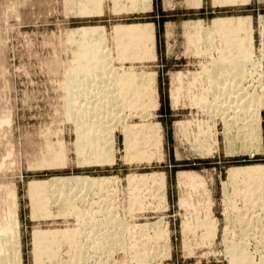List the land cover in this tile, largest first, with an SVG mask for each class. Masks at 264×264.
Listing matches in <instances>:
<instances>
[{
  "label": "rangeland",
  "instance_id": "obj_1",
  "mask_svg": "<svg viewBox=\"0 0 264 264\" xmlns=\"http://www.w3.org/2000/svg\"><path fill=\"white\" fill-rule=\"evenodd\" d=\"M89 1L0 0V249L3 250V237L15 240L16 235L22 264H35L36 233L66 232V238L73 242L61 240L62 243L58 235L57 242L43 246L44 252L48 249L52 256L43 255L40 264H232L226 243L245 241L255 264H264V217L223 218L225 212L260 214L264 204L240 200L227 205L212 203L211 190L205 188L210 174L203 172L201 178L199 170L210 169L216 160L198 157L204 152L200 151L196 137L197 124L204 123L207 112L211 111H207L210 109L207 103L213 102L209 95L212 83L209 75L212 64L221 56L223 61V56L250 52L254 66L246 68L245 88L249 86V94L259 101L260 109L264 106V0H140L147 4L136 9L131 0H123L118 8L113 0H102L99 9L93 8ZM222 20L241 23L234 27L239 31L233 29L230 35L238 38L237 41L232 39L228 48L225 34L212 29ZM127 26L141 27L142 33L150 38L144 51H140L139 61L133 62L128 55L118 61L114 31L116 27ZM84 28L97 29L93 35L100 39L97 49L102 48L110 56L106 57L109 59L106 68L120 75L134 72L142 76L139 79L145 87L141 90L143 101L133 105L129 96V100L125 97L118 100L122 94L119 91L115 94L117 90L109 88V78L108 83L106 80L103 83V79L89 75L82 78V86L73 89L74 104L68 103L64 80L78 64L76 52L82 42L78 31ZM134 32L130 30L128 34ZM240 49L246 52L241 54ZM233 78L227 77V83ZM99 80L105 85L101 86ZM219 87L221 91L222 86ZM108 92L110 97L105 96ZM92 102L97 103L94 110ZM123 103L125 106H121ZM69 105L78 109L72 110H76V115L83 110L80 116L87 106L90 107L86 112L95 111L90 116L119 115L120 119H106L105 123L98 120L100 117H89L91 123L99 121L95 126L103 124L102 128L97 126L102 133L108 132L101 134L104 135L101 139L113 147L105 152L109 156L104 158V151L101 156L114 162L108 158L109 162L91 163V152H86L87 159L79 157L80 131L67 115L71 111ZM107 105H111V110ZM108 121L113 127L111 136ZM248 123L232 126L229 132L237 136L244 134L238 128ZM225 125L216 117L213 127L221 131L218 148L223 144L226 127L233 124ZM134 126L144 128L141 140L136 138L134 145L144 148L141 153L147 158L129 152L123 128ZM57 151L64 163L55 159L58 164L51 162ZM251 162L253 159L248 157L244 161L218 163V170H224L220 165ZM165 172L173 174L169 186L163 182ZM222 174L220 177H224ZM70 177L93 178L98 184L64 186L66 189L59 186ZM58 179L57 192L54 190L58 197L53 194L58 200L48 206L46 213L36 214L30 184L49 185ZM243 192L245 199L248 198L249 193ZM66 193L69 199L65 202L60 197L67 196ZM242 209L251 210L244 214L234 212ZM110 216L122 224L110 223L107 220ZM80 241L83 246L88 244L86 249L83 247L88 255L74 252ZM139 244L151 246L152 256L144 263L135 256L134 248ZM4 255L7 254L0 252L2 258Z\"/></svg>",
  "mask_w": 264,
  "mask_h": 264
},
{
  "label": "bare ground",
  "instance_id": "obj_2",
  "mask_svg": "<svg viewBox=\"0 0 264 264\" xmlns=\"http://www.w3.org/2000/svg\"><path fill=\"white\" fill-rule=\"evenodd\" d=\"M89 1V0H88ZM126 1V0H125ZM132 2L130 3H133L134 4V7L135 9L137 7H139V5L141 4L142 5H146L147 1H141L139 2L140 0H131ZM90 5L93 7V8H100V6L102 5V0H90ZM113 5L114 7L118 8V6L124 2L123 0H113ZM226 2V1H225ZM87 7V6H86ZM85 7V8H86ZM95 8V9H96ZM98 8V9H99ZM114 8V9H116ZM86 10V9H85ZM87 12V11H86ZM91 13V12H90ZM235 24H238V25H235ZM241 25V23H236L234 20H222L216 24H214L213 28L214 30H216L217 32H220V33H223L225 34L224 36V39L226 38V43H227V48H228V45L231 44V41H232V37L230 36L231 34H233V29L234 30H238L237 28H234L236 26H239ZM141 27H138V26H127V28L125 27H116L115 28V39L118 40L117 42H114V43H117V47L116 48V52L118 53V61L122 60L124 58V56L128 55V57H132L133 59V62L134 61H139L141 58L139 57V54L141 52L144 51V49L146 48V40L150 39L146 37V35L144 33H142V31L140 30ZM97 30V29H96ZM96 30H93V29H88V28H84V29H81L80 31H78V35L80 34V37L82 38V42H81V46L80 43H79V49L78 51L76 52L77 54V58H78V61H75L77 62V66L75 67V69L70 73H68L66 79L64 80L65 82V88L67 90V95L69 96V98H67L70 102L68 103H73V100H72V96H73V89L76 88V87H80V83L82 82V78L83 77H88L89 75H92L94 76L95 75V79L98 80L102 79L104 80L103 83H105L107 81L108 83V78L110 79L109 82L110 84L108 83V86L109 88L113 91L115 89V94L119 91L122 95L119 97L118 100H121L122 98H128L131 99L129 102L133 103V105H136L140 100L143 101L142 99V95H141V90L145 87H143V83L142 82V79H139V77H142L141 75H136L134 72L131 73V72H128V74H123V75H120L116 72H112L110 70V68H106L109 64V59L106 58L108 57L109 55H107L108 53L106 51H104L102 48L101 49H97V45L100 43V39L98 37L93 36L94 35V32H96ZM130 30H134L135 32L132 33V34H128V32ZM143 30V29H142ZM238 33V32H237ZM235 33V34H237ZM201 34V33H200ZM216 35V34H215ZM89 36V37H88ZM149 36V35H148ZM88 37V38H87ZM96 37V38H95ZM238 38H235L233 39L235 42L237 41ZM102 40V38H101ZM145 45V46H144ZM226 45V44H224ZM236 45V44H235ZM104 46V45H103ZM115 46V44H114ZM116 47V46H115ZM100 48V47H99ZM144 48V49H143ZM240 48V47H239ZM243 48V47H241ZM97 49V51H96ZM238 49V48H237ZM143 50V51H142ZM226 50V49H225ZM235 50V49H234ZM241 50V49H240ZM141 51V52H140ZM227 51V50H226ZM239 52V51H238ZM241 54H243L244 50L242 49L241 51ZM246 52V51H245ZM244 52V53H245ZM225 53V51H224ZM224 53H222L224 55ZM229 53V52H228ZM247 53L246 52V55H238V56H235V57H230V56H223V61H222V56L219 58V61L216 62V64H212L213 65V69L210 71V77L212 78L211 80V85L209 89H211L209 91V94L208 92H206L207 94L211 95L212 97V100L213 102H210L208 105V108H210L209 110L207 111H210L212 113H214V116L215 117H220L222 120H223V123H225L226 125H231V127L228 126L227 128V133L229 131H232L231 129L234 128L232 126H235V125H240V124H247V122H250V124L248 123L247 126H244V127H240L238 128L239 131H244L245 133L243 134V139L246 140V141H252L253 138L255 139L256 138V130L257 128L255 129V125H253L254 121L256 119L259 118V115H260V108H259V101H257V99L254 97V95H252V93L249 94V90H248V87L247 86V89L245 88V83L247 81V77L246 76V68L248 66H251L253 67L254 64H252V60L250 59V57H252L249 53V56H247ZM252 53V52H251ZM147 54V53H145ZM221 54V55H222ZM144 55V54H143ZM226 55V54H225ZM110 57V56H109ZM127 57V58H128ZM144 57V56H142ZM227 57V58H226ZM251 60V61H250ZM123 62V61H122ZM76 64V63H74ZM73 68V67H72ZM89 70V71H88ZM86 71V72H85ZM88 71V72H87ZM90 73V74H89ZM246 74V75H245ZM219 75L223 76L222 78L219 77ZM229 76H232L233 79H231V82L227 83V80L226 78L229 77ZM107 77V78H106ZM151 77V76H150ZM209 77V78H210ZM93 78V77H92ZM210 78V79H211ZM217 78V79H215ZM94 79V80H95ZM145 79V78H144ZM225 79V80H223ZM235 79V81L233 82V80ZM90 80H91V77H90ZM106 80V81H105ZM246 80V81H245ZM84 81H87V78L84 80ZM96 81V80H95ZM99 80V83L101 82ZM102 83V84H103ZM89 84V83H88ZM87 84V85H88ZM98 84V83H97ZM101 84V83H100ZM105 85V84H103ZM83 85V84H82ZM81 85V86H82ZM96 86V82L93 84ZM220 86H222V90H220ZM107 86V85H106ZM105 86V87H106ZM223 86H226V87H223ZM84 87V86H83ZM89 87V85H88ZM98 87V86H97ZM82 88V87H81ZM85 88V87H84ZM91 88V87H90ZM89 88V89H90ZM108 88V87H107ZM147 88V87H146ZM105 89V88H103ZM219 89V90H218ZM65 90V91H66ZM79 90V89H78ZM109 90V89H108ZM224 90V92H222ZM83 91V90H82ZM86 91V89H85ZM218 91V92H216ZM111 92V91H110ZM110 92H108L105 96H109L110 97ZM81 93V92H79ZM84 93V91H83ZM82 93V94H83ZM218 93L220 94V96H218ZM113 93V95H115ZM142 94H144L142 92ZM151 94L150 92L148 93V95ZM153 94V93H152ZM112 95V93H111ZM147 95V96H148ZM123 96V97H122ZM127 96V97H126ZM131 98H129V97ZM151 96V95H150ZM153 96V95H152ZM88 97V95L86 96V98ZM98 97V95H97ZM113 97V96H112ZM100 98V97H99ZM99 98L97 100H99ZM151 98V97H150ZM89 99V98H88ZM105 99V98H104ZM104 99H103V102H104ZM124 100L123 101H127V100ZM262 99V98H261ZM90 100V99H89ZM88 100V101H89ZM93 100V99H92ZM97 100L94 99V101L97 102ZM110 100V99H109ZM153 101V99H151ZM196 100V99H195ZM199 100V99H198ZM197 100V101H198ZM112 101V100H111ZM123 101H119V102H123ZM141 101V102H142ZM204 101V100H203ZM96 102H92L93 105H92V109L94 110L96 107L93 108L94 104H97ZM102 102V104H103ZM117 106L118 107V101H115ZM156 102V101H155ZM89 103H91L89 101ZM88 103V105H89ZM130 103V104H131ZM140 103V102H139ZM154 103V102H153ZM203 103V102H202ZM201 103V104H202ZM74 104V103H73ZM99 104V102H98ZM101 104V105H102ZM116 104H112V105H116ZM125 103H123L121 106H125L124 105ZM91 105V104H90ZM100 105V106H101ZM128 105V102L127 104ZM211 105V106H210ZM81 106V105H80ZM96 106V105H95ZM99 106V105H98ZM103 106V105H102ZM110 106V110H111V105H107V107ZM210 106V107H209ZM71 109L69 108L68 110L71 112H69V119L71 118L72 120H74L77 124H78V129L77 131H80L78 132V141L79 143L78 146H77V154L79 155L80 158H83V156H85L86 154H91L92 157L89 158L92 159L91 160V163H103V162H106L108 160L109 157H107V160H104L103 157L104 156H109V154L107 153V155H105L108 150H110L113 145L112 144H107V141L104 139V141L101 139L104 135H101V134H105L106 130H104L105 132L102 133L101 132V128L103 124H98L97 126L101 128L99 129L97 126L94 125L97 124L100 119H102V123H105L106 119L107 120H110V121H114V120H118L120 119L119 115L113 117L114 115H108L106 114L107 116L104 117V116H90V113H92L93 110H91V112H86L88 107L90 106H87V109L85 110V112H83V114L80 116V114L82 113L83 110H80L81 108H79L80 110V114L76 115L77 113L74 114V112L76 110H78L77 108L73 107V106H70ZM104 107V106H103ZM114 108V109H117V108ZM73 108H75L76 110L74 112H72V110H74ZM83 109V108H82ZM90 109V108H89ZM104 109V108H103ZM106 109V107H105ZM104 109V110H105ZM113 110V109H112ZM109 110H107L108 112ZM78 112V111H77ZM94 114H95V111H93ZM112 112V111H111ZM109 111L110 114H113ZM117 112V111H116ZM68 113V112H66ZM89 113V114H88ZM102 115L106 113H102L100 112ZM115 113V112H114ZM216 113L218 116H216ZM100 114V115H101ZM121 116V115H120ZM89 117H100L98 120V122H90L89 120ZM112 117V118H111ZM111 118V119H110ZM85 119V122H83ZM259 120V119H258ZM97 121V120H95ZM106 125V124H104ZM107 125H110L109 124V121H108V124ZM225 125V126H226ZM253 126V127H252ZM107 126H105L104 128H106ZM109 128V135L112 134L111 132L113 131V127L111 129V125L108 126ZM252 127V128H251ZM98 128V129H97ZM216 128V127H215ZM124 129V133H125V139H126V144L128 145L129 147V152H133V154L135 155H142V147H139V146H136L135 148V143H134V140H137L136 138H140L141 140V136H143V130L144 128H135V126L133 128L131 127H127V128H123ZM208 129V128H207ZM112 130V131H110ZM203 128L200 127V134L203 132ZM207 131V130H206ZM205 131V132H206ZM234 131V130H233ZM108 132H106L107 134ZM157 133V132H156ZM218 131H215V142L218 143V140H217V137H218ZM204 134V132H203ZM225 134V133H224ZM232 134V133H231ZM228 135V134H227ZM111 136V135H110ZM109 136V137H110ZM240 135H238V138H239ZM109 137L107 139H109ZM236 137V136H235ZM106 138V137H104ZM151 138H153L151 136ZM234 138V137H233ZM198 139L199 137L197 136V143H198ZM102 140V141H100ZM228 140V139H227ZM256 140V139H255ZM254 140V141H255ZM139 141V140H138ZM151 141V140H150ZM240 141V140H239ZM214 142V143H215ZM229 142V141H228ZM253 142V141H252ZM135 144V145H134ZM231 144V142L229 143ZM228 144V145H229ZM234 144V143H233ZM111 145V146H110ZM62 146V145H61ZM226 147V146H225ZM146 149V148H145ZM228 149V148H227ZM51 151V150H50ZM61 151V150H59ZM59 151H57L56 153L54 152V155H53V161L51 160V162L53 164H58V162H56L55 160H58V161H61L62 163H64L62 160H63V157L61 156V154L59 153ZM104 151V152H103ZM229 151V150H228ZM53 152V151H51ZM50 152V153H51ZM88 152V153H86ZM102 152L104 154H102ZM62 153V152H61ZM88 154V155H89ZM101 154L103 155V157L101 156ZM131 154V153H130ZM63 155V154H62ZM144 155H146L144 153ZM144 155H142L141 157H143ZM128 157V156H127ZM148 156L146 155L144 158H147ZM62 158V160L60 159ZM86 158V156H85ZM106 158V157H104ZM55 159V160H54ZM84 159V158H83ZM87 159V158H86ZM85 159V160H86ZM109 159H112V158H109ZM148 160V159H147ZM60 162V163H61ZM109 162V160L107 161ZM111 162H114V160L112 159ZM59 163V165H60ZM61 163V164H62ZM85 163V162H84ZM52 164V165H53ZM252 170V169H251ZM261 170V169H260ZM253 172L251 173V176H249V180H253V178L255 179V177L257 178L258 177V169L257 168H254L252 170ZM263 172V171H262ZM241 173H239L238 171H234L231 173V179L234 180L235 182L240 180V182H242L243 178L242 176L243 175H240ZM260 176V175H259ZM229 178V177H228ZM259 178V177H258ZM257 178V179H258ZM247 179V178H246ZM261 181V180H259ZM263 181V180H262ZM264 182V181H263ZM262 182V183H263ZM58 183H59V179L58 180H55L53 181V183L51 184H47L46 182H33L30 184L29 186V192H31V198L33 199V207L35 209V212L36 214L38 212L41 213V211L43 213H46L48 208L50 207L49 205H51L52 202L55 203L56 200H58L57 198H54L55 196V187L57 188L58 187ZM62 184H59V186H65V187H69L70 185L73 186V187H79V186H83L86 184V185H91V186H95L98 184V181L93 179V178H88V177H85V178H71L70 179H65L62 181ZM55 185V186H54ZM57 185V186H56ZM247 185V184H246ZM62 187V188H63ZM64 187V188H65ZM246 189L248 188L247 186H245ZM60 188V187H59ZM253 188V187H252ZM264 188V187H263ZM61 189V188H60ZM66 189V188H65ZM83 189V188H82ZM245 189V190H246ZM55 190V191H54ZM78 190V189H77ZM244 188H238L236 189L237 193L238 192H241V194L245 191ZM249 191V190H248ZM257 191V190H256ZM57 192V191H56ZM250 193V192H249ZM252 193V191H251ZM54 194V196H53ZM67 194V193H66ZM69 194V193H68ZM68 194L67 196L65 197H60V199H62L63 201L66 202V200H68ZM239 194V193H238ZM237 194V196H238ZM57 196V195H56ZM55 196V197H56ZM58 197V196H57ZM64 198V199H63ZM245 199V198H244ZM248 199V198H246ZM138 200V199H137ZM245 201V200H243ZM58 203V202H57ZM132 203H133V200H132ZM137 203V202H134V204ZM249 203V202H248ZM53 204V203H52ZM136 205V204H135ZM49 206V207H48ZM255 206V205H254ZM73 207V206H71ZM70 207V208H71ZM255 208V207H254ZM257 208V207H256ZM241 211V210H240ZM49 213V212H48ZM76 213V212H75ZM77 215H79L81 218H82V215L80 213H76ZM244 214V213H243ZM241 216V215H240ZM78 217V218H80ZM239 217V216H238ZM109 218V217H108ZM107 220L110 222V223H113L115 224L116 226L117 225H121L119 223L118 220H115L113 219L111 216L110 218ZM209 218V217H208ZM241 218V217H240ZM207 219V218H206ZM239 219V218H238ZM236 220V219H235ZM107 222V221H106ZM204 222H207L204 220ZM118 223V224H117ZM201 224V223H200ZM203 225V224H202ZM243 225V224H242ZM241 226V225H240ZM80 228V227H79ZM86 230V229H85ZM118 230V229H117ZM210 230V229H209ZM80 231V230H78ZM131 231V230H130ZM213 231V230H212ZM244 231V230H243ZM83 232V231H82ZM87 232V231H86ZM116 232V231H115ZM127 232V228L124 227L123 228V231L122 233H126ZM144 232V231H143ZM214 232V231H213ZM71 233V232H70ZM132 233V232H131ZM209 233V232H208ZM88 234V233H86ZM115 234V233H114ZM211 234V233H210ZM209 234V235H210ZM59 235V237H62L60 239V241L62 240H66L65 242L67 243V240L69 241V239L66 238L67 236V233L66 232H54V233H50L48 234L47 232L45 231H41V232H37L36 235H35V253H36V263L35 264H40L41 262V259L42 257L44 256H48V255H51L52 256V253L46 249V251L44 252L45 249H43V246H47V244H51L52 242H57V240H59V237H57ZM61 235V236H60ZM82 235V234H81ZM85 235V234H83ZM86 236V235H85ZM124 236V235H123ZM227 236V235H226ZM229 236V235H228ZM65 237V238H64ZM84 237V236H83ZM15 240L12 238L9 240V237L6 238V237H3V241L1 242L3 247L1 250L0 249V252L2 253H6L7 255L5 256V258H2L3 256H0V263L2 264H22V258H21V254L19 253V250H18V238L16 235H14ZM85 238V237H84ZM227 238L226 237V241H227ZM1 239V240H2ZM86 239V238H85ZM245 240V239H244ZM14 243H13V242ZM61 241V242H62ZM87 241V240H86ZM105 241V240H104ZM116 241V240H115ZM6 242H11L13 244H9L7 245ZM73 242L72 240L69 241V243ZM77 242V241H76ZM136 242H139V241H136ZM245 241H239V243H237L236 241H228L226 243V249H227V254L229 255L230 257V261L232 264H255V261H254V256L252 254V252L249 251V248L246 246L247 243H244ZM5 243L7 246H5ZM18 243V244H17ZM63 243V242H62ZM64 243V244H66ZM68 243V244H69ZM96 243V242H95ZM241 243H244V244H241ZM15 244V245H14ZM17 244V245H16ZM67 244V245H68ZM79 244V243H78ZM80 244H81V241H80ZM79 244V245H80ZM84 244V243H83ZM83 244H81L82 246H79L78 245V248H76L77 250H75L74 252H78L79 255L81 254V252H83L84 254H87L85 251H83V247H85L84 249H86V246L88 244H86L85 246H83ZM137 244V243H136ZM148 244V243H147ZM9 245H12L14 247L11 246V248L9 247ZM59 245V244H58ZM63 245V244H62ZM77 246V245H76ZM97 246V245H96ZM108 246V245H107ZM106 246V247H107ZM136 246V245H135ZM134 246V247H135ZM138 246H141L140 244L137 245L134 250L136 252L135 256L137 258V260L140 261V263H144V261L148 258L149 255H151L152 253V250H151V246H146L145 247V244L142 245L141 247H138ZM6 247V248H5ZM9 247V248H7ZM122 247V246H121ZM150 247V249L148 248ZM46 248V247H45ZM48 248V247H47ZM97 248V247H96ZM105 248V247H104ZM106 249V248H105ZM133 249V247H132ZM47 250L49 252H47ZM97 251V250H96ZM88 252V251H87ZM132 252V251H131ZM102 253V252H101ZM107 253H111V252H107ZM47 254V255H46ZM2 255V254H1ZM44 255V256H43ZM71 255V254H70ZM88 255V254H87ZM152 256V255H151ZM49 257V256H48ZM87 258V257H86ZM110 258V257H109ZM263 258V257H262ZM90 259V258H89ZM72 260V259H71ZM91 261V260H90ZM94 261V260H93ZM230 263V262H229ZM89 264V263H88ZM98 264V263H97ZM263 264V263H262Z\"/></svg>",
  "mask_w": 264,
  "mask_h": 264
},
{
  "label": "crops",
  "instance_id": "obj_3",
  "mask_svg": "<svg viewBox=\"0 0 264 264\" xmlns=\"http://www.w3.org/2000/svg\"><path fill=\"white\" fill-rule=\"evenodd\" d=\"M207 104H209V103H207ZM207 108H208V105H207ZM260 110L261 111H260V115L258 118L259 120L256 119L255 123H254L255 129L257 128V130H256L257 136L255 138L256 140L254 139L255 141L252 140L253 142L244 140L243 134H241V133H240L239 138L237 135H233V132H232V134L230 132H228V135H227V128H226V131L224 132L225 134H223V136H224L223 141H222L223 144L222 145L219 144L220 148H218L217 147L218 144L214 141L215 140V137H214L215 128L213 126H214V123L216 120L214 113L207 112L206 117L203 116V118L204 117L206 118L204 120L205 122L204 123L199 122V124H197V126H196V128H197L196 137L197 136L199 137L198 143L200 145L199 146L200 151L202 152V150H203V152H204L203 154L198 155V157L201 159L202 158H214L216 160L215 161L216 165L211 166L210 169L199 170L201 178H203L204 173L210 174L206 178L207 184H206L205 188L211 190L212 203H214V204L222 203V204L227 205V204H232L234 201L238 202L240 200L241 202H244V203L250 202L251 204H253V203L260 201L264 204V188H263L264 187V182H263L264 181V106H262ZM218 118H220V117H217V119ZM199 127L203 128L205 130L207 128L208 129L206 132H205V130H203L204 134H203V132L200 134V132H199L200 128ZM216 130H217V128H216ZM219 133H218V142H219ZM205 139H206V141H205ZM230 142H231V144H229ZM218 149H219V151H218ZM248 157L252 158L254 162H251L248 164H239V165L233 164V165H228V166H227V164L224 166L220 165L221 167H224V170L222 171L220 168L218 170V163L222 164V163H228L230 161L231 162L244 161ZM233 167H239V168L232 169ZM254 168L258 169V177L259 178L257 177L258 178L257 179L255 177V179L253 178V180H254L253 181V180H249V176H251V173L253 172L252 170ZM234 171H236V172L238 171L239 173H241L240 175H243L242 176V178H243L242 182H240V180L235 182L234 180L231 179V173ZM199 173H196V174H199ZM222 173H224V177H220L221 175H223ZM177 175L178 174H176V176ZM172 177H173V174H171L170 172H165L163 182L165 181L166 185L169 186V182L172 179ZM180 179H181V177L179 178V180ZM259 180H261V181H259ZM224 182H227V185ZM245 186H247L248 188L246 189ZM242 187L244 188V190L246 189L245 191H247L248 193L250 192L249 196H248L249 199H244L245 196L243 195V193L242 194H241V192H238L239 194L237 193L236 189L242 188ZM251 191H252V193H251ZM237 194H238V196H237ZM214 195H216L217 200H216V197H214ZM243 200H245V201H243ZM249 207H252V206H249ZM249 207L245 206V208H249ZM249 210H251V209H249ZM249 210H246V209L243 210L242 209L241 211L235 210L234 212H238L241 214L244 211H245V213H247V212H249ZM260 210L262 211L260 214H252V211H251L250 215L245 214V215H241V216H243V217H250V216H254V217L262 216V217H264V209L260 208ZM224 214H226L223 216V218H225V219H233L234 217L240 216V215L232 213V212H225Z\"/></svg>",
  "mask_w": 264,
  "mask_h": 264
}]
</instances>
